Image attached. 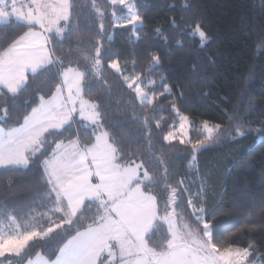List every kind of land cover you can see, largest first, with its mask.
Instances as JSON below:
<instances>
[{"label": "snow or ice", "instance_id": "1", "mask_svg": "<svg viewBox=\"0 0 264 264\" xmlns=\"http://www.w3.org/2000/svg\"><path fill=\"white\" fill-rule=\"evenodd\" d=\"M88 2L100 33L108 16L113 28L135 29L144 23L134 0H103L107 7ZM80 8L78 0H0V26L22 28L0 47V170L7 175L9 170L36 169L43 186L26 212L0 202V264H257L255 243H224L227 230L214 223L224 209L209 206L207 181L196 192L183 178L173 183L169 164L152 144L154 130H159L168 145L178 140L189 146L192 167L196 153L222 141L223 125L203 120L200 134L190 137L193 122L170 99L172 89L163 78L159 83L151 79L161 64L159 55L149 53L143 72L135 70V60L129 71L127 62L122 66L111 59L106 68L134 94L133 107L142 113L138 119L150 156H142L139 147L126 148L109 126L106 101L92 98L94 82L108 85L104 56L110 49L97 38L90 51L83 50ZM171 23L179 27L175 20ZM184 31L201 47L210 39L199 22L185 24ZM155 33L167 41L161 28ZM74 48L81 51L61 54ZM40 76L52 86L25 99L23 116L14 119L20 99ZM160 97L170 103L175 121L156 118L164 110ZM243 128L237 123L226 135L243 137ZM150 158L161 166L159 174ZM261 214L264 206L249 211L236 230L264 227V222L256 223ZM37 247H47L51 256L36 253L31 258Z\"/></svg>", "mask_w": 264, "mask_h": 264}, {"label": "trees", "instance_id": "2", "mask_svg": "<svg viewBox=\"0 0 264 264\" xmlns=\"http://www.w3.org/2000/svg\"><path fill=\"white\" fill-rule=\"evenodd\" d=\"M78 2L81 5L79 39L83 50L90 51L97 38L102 40L105 50L110 49V54L104 56V79L108 85L94 82L92 98L106 101L109 126L126 148L139 147L142 156H150L144 128L138 119L142 113L133 107L134 94L114 70L106 68L111 59H119L122 66L127 62L129 71L135 60V70L143 72L150 62L149 53L159 55L161 64L151 73V79L159 83L163 78L172 89L170 99L193 122L190 137L195 139L200 134L203 120L223 125L222 141L210 143L196 153L192 167H189V146L178 141L173 142L174 146L168 145L162 141L159 130H154L152 144L169 164V178L173 183L183 178L185 186L196 192L201 181H207L209 206L224 209L214 221L227 230L224 243L240 247L255 243L257 264H264V227L236 230L245 223L249 211L264 206V0H134L143 25L135 29L131 25L113 28L108 16L103 33L88 0ZM97 2L107 7L103 0ZM123 14V9L118 12ZM173 20L179 27L172 26ZM196 22L201 23L210 37L203 47L198 39L184 31L185 24ZM157 27L162 29L167 41L155 33ZM21 31L17 24L0 26V47L7 46ZM109 35L111 42L106 40ZM78 51L81 49L74 48L71 53L61 54L76 55ZM51 86L52 82L44 76L32 80L13 118L23 116L27 107L23 103L25 99H31L37 91L47 92ZM160 100L164 101V110L158 111L156 118L165 117L163 123L175 121L174 114L168 111L171 107L168 100L165 97ZM237 123L244 126L246 135L228 137L227 131ZM149 163L157 174L162 171L154 158ZM4 173L5 170L0 171V202L8 209L28 211L33 206L30 202L43 191L38 171L20 169ZM262 222L264 214L256 217V223ZM36 253L51 256L47 247L35 248L31 258Z\"/></svg>", "mask_w": 264, "mask_h": 264}, {"label": "rangeland", "instance_id": "3", "mask_svg": "<svg viewBox=\"0 0 264 264\" xmlns=\"http://www.w3.org/2000/svg\"><path fill=\"white\" fill-rule=\"evenodd\" d=\"M138 27V26H137ZM190 133H191V131H190ZM190 133H189V135H190ZM176 141H178V140H176ZM175 142V141H174ZM0 171H3V170H0Z\"/></svg>", "mask_w": 264, "mask_h": 264}]
</instances>
